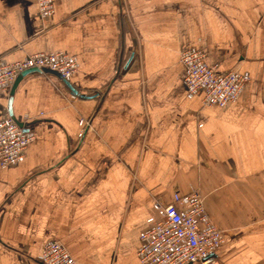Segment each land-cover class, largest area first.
Wrapping results in <instances>:
<instances>
[{"label": "crops", "instance_id": "0c3cea01", "mask_svg": "<svg viewBox=\"0 0 264 264\" xmlns=\"http://www.w3.org/2000/svg\"><path fill=\"white\" fill-rule=\"evenodd\" d=\"M189 46L248 75L235 101L188 93ZM51 52L77 58L70 79L28 73L12 113L0 88V122L34 133L0 166V264H45L51 242L77 264H142L158 201L193 190L224 230L218 264H264V0H57L46 17L0 0V65Z\"/></svg>", "mask_w": 264, "mask_h": 264}, {"label": "built area", "instance_id": "2783aa9c", "mask_svg": "<svg viewBox=\"0 0 264 264\" xmlns=\"http://www.w3.org/2000/svg\"><path fill=\"white\" fill-rule=\"evenodd\" d=\"M57 0H37L41 15L54 12ZM185 65V83L190 95L202 94L207 106L225 105L235 101L250 78L237 71H222L218 64H208L205 53L196 46L181 51ZM78 67L75 56L64 52L36 53L8 64L0 65V88L8 91L23 72L49 70L63 79H70ZM90 127V121H82ZM34 133L27 121L21 125L13 117L0 122V166L20 161ZM163 216L140 234L138 257L142 264H218L216 250L224 239V230L208 213L199 190L186 194L174 193L169 203L158 201ZM45 264H77L58 242L48 243L42 252Z\"/></svg>", "mask_w": 264, "mask_h": 264}, {"label": "water", "instance_id": "95a60500", "mask_svg": "<svg viewBox=\"0 0 264 264\" xmlns=\"http://www.w3.org/2000/svg\"><path fill=\"white\" fill-rule=\"evenodd\" d=\"M34 71H38L37 69H30V70H27L25 72H23L22 74H20L14 81L13 83V86L11 88V91H10V103H9V106H10V111L12 113V110H11V107H12V100H13V97H14V93H15V90H16V87L18 86V83L20 82V80L22 79V77H24L25 75H27L28 73H31V72H34ZM46 72H51L49 70H45ZM54 73V72H52ZM84 97V96H83ZM20 124L22 125L23 123L20 122Z\"/></svg>", "mask_w": 264, "mask_h": 264}]
</instances>
